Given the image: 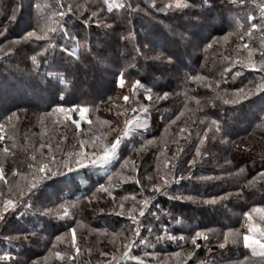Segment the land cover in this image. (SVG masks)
Listing matches in <instances>:
<instances>
[{
	"label": "trees",
	"instance_id": "1",
	"mask_svg": "<svg viewBox=\"0 0 264 264\" xmlns=\"http://www.w3.org/2000/svg\"><path fill=\"white\" fill-rule=\"evenodd\" d=\"M125 2L0 0V28L7 27L0 36V46L5 49L0 53V84L12 77H18L14 80L16 85L27 84L28 80L34 83L30 88L20 86L17 90L19 94L31 93L32 101L19 98L21 94H14L13 89L10 92L11 88L0 89L17 101L9 108H0V124L5 125L0 133L4 137L0 140L3 199L14 198L10 188L16 193L27 190L35 175L33 165L48 163L49 151L57 161H63L69 152L79 151L78 145L83 141L86 153L98 152L113 143L126 127L129 130V135L122 138L117 157L110 163L86 160L80 168L74 163L68 167L60 165V174L41 181L29 197H21L25 204L18 202L14 210L4 214L0 221V257L10 253L12 258L0 259V264H30L33 260L39 264H99V257L105 264L112 261L113 255L118 264H147L145 260L153 263L155 257L145 253L181 255L196 249L195 256L187 255L184 259L186 264H194L208 248L201 237L197 239L200 247L194 248L190 237L196 230H224L234 225V218L238 220L237 226L245 219L243 214L252 208L251 198L264 201V181L259 179L246 187L247 180L264 171V124L259 128L260 119H264V91L254 92L238 104L224 102L236 99V89L247 91L260 83L258 68L245 64L249 59L253 63L260 59L264 33L258 28L252 30L250 38L245 36L253 21L246 19L241 24L239 19L247 11L259 24L261 0L255 4L249 0L246 8L231 0H192L195 7L163 12L158 9L168 0H157L156 7L150 0H134L133 6L139 4L142 10L131 15L127 9L108 8L109 4ZM69 5L72 12L67 11ZM93 11L97 16L91 15ZM60 12L64 13L62 17ZM85 20L89 22L85 24ZM52 28L56 31L49 30ZM32 30L39 38L25 39ZM225 35L226 41H212L213 37ZM181 37L198 41L199 48L195 52L188 50L181 44ZM11 41L19 43L13 44V52L8 53ZM209 43L212 46L206 48ZM241 45L253 49L251 56ZM33 55H37L38 64L31 60ZM99 63H104L102 70L106 75L102 89L87 82L98 73ZM121 71L125 73L123 87L118 82ZM192 77L203 79L197 81ZM137 80L140 86L133 88ZM165 93V98H159ZM261 102L263 105L259 106ZM256 104L258 108L245 114L249 106ZM61 106L71 111L60 112ZM82 108L87 109V114L81 119L84 126L79 128L74 120ZM12 113L16 117L6 121ZM213 120L220 121L224 135L216 134L213 138L210 131L204 138V129ZM127 121L132 123L126 124ZM145 121L147 127H141ZM178 147L183 151L173 170L171 162ZM194 157L197 164L192 168L187 161ZM126 160L131 162L125 164ZM169 171L176 177L187 176L191 171L192 177L173 180L166 185L167 194L164 188L153 189L151 185L160 183ZM130 176H135L139 183L128 179ZM209 176L217 179L196 178ZM58 181L61 194L56 192L52 196L48 189ZM68 181L67 186L64 182ZM100 184L112 195L97 191ZM92 192H96L94 198ZM225 193L236 194L215 204L199 202ZM147 197L153 199L144 215L139 216V209L144 207L142 201ZM121 203L124 216L119 215ZM61 204L68 216L63 215ZM132 216L142 225L138 236L132 234ZM180 217L191 223V229L184 227L182 221L175 223L174 218ZM164 227L167 234L162 231ZM177 234L185 235V239H156ZM57 236L61 237L59 241ZM141 239L146 243L141 244ZM129 241L134 245L131 249L125 247ZM228 249L238 250L229 246L217 248L213 253L215 262L241 264L245 254H229ZM125 251L130 255L121 259ZM57 252L61 255L57 256ZM105 252L109 253L107 257L102 255ZM133 256L139 259L134 261Z\"/></svg>",
	"mask_w": 264,
	"mask_h": 264
},
{
	"label": "snow or ice",
	"instance_id": "2",
	"mask_svg": "<svg viewBox=\"0 0 264 264\" xmlns=\"http://www.w3.org/2000/svg\"><path fill=\"white\" fill-rule=\"evenodd\" d=\"M104 2L107 3V0H104ZM204 2L207 3V0H204ZM231 2L233 4H237L238 3L240 6L246 8L248 3H249V0H231ZM150 3L152 4L153 7L157 6V0H150ZM251 3H253V4L257 3V0H251ZM133 4H134V0H126L125 3H120V4H117V5L109 4L108 8H109V10H111L113 7H118V8H121V9H127L129 15H131L133 12H135L137 10H142V9H140V5L139 4H135V6H133ZM60 6L63 7L64 5L61 4ZM195 6L196 5L192 4V0H183V2H181V0H175L174 3L172 2V0H168V2L162 3V5L159 7L158 10L162 11V12L163 11H169L170 9H173V8H175L177 10H182V9H185V8H191V7H195ZM37 7H39V5H37ZM77 7L82 8L83 5H77ZM259 9H260V12H259L260 23L259 24L254 22L255 21V17L251 16L249 13H247V11L245 12V18L247 20L253 21L250 24L248 31L245 32V34H244L245 36H248L249 38L251 37L252 30H255V29L259 28L262 31V33H264V0H261V2L259 3ZM67 11L68 12H72L73 11V8H72L71 5L68 6ZM58 15H60L62 17L64 15V13L60 12V13H58ZM91 15L93 17H95V16H97V12L93 11L91 13ZM14 18H15V13H13V16H12V19H14ZM88 22H89L88 20H85V24H87ZM238 26L242 27V25H239V24H238ZM49 30L53 31V32L56 31L55 28H52V29H49ZM6 31H7V27L6 26H4L3 28H0V36L4 35V33ZM44 35L47 36V32H45ZM130 35H131V33H130ZM228 35H231V33H229ZM228 35H225L222 38L213 37L212 41L213 42H219L221 39L226 41L228 39ZM32 37L39 38L38 34H37V32L35 30H32V31L28 32L26 34V36H25V39H30ZM241 39H243V37H241ZM15 43H19V41H11V42H9L8 47L6 49V51L8 53L13 52L14 49H13L12 45L15 44ZM211 46H212L211 43L205 45L206 48H210ZM241 47L246 48L248 50V52H249V56H251L253 49L248 48L247 45H241ZM3 52H5V49L2 46H0V53H3ZM37 55H39V53H37ZM37 55L31 56V60L33 61L34 64H38L39 63V61L37 60ZM73 55H75V52H73ZM259 56H260V59L257 62L253 63L251 61V59H249L248 62L245 64V66L249 67V68H252V69H257L258 68L259 72L261 73V75L259 77L260 83L256 84L254 89H248L247 91H245V89H243V88L236 89V91H235L236 99L225 100L224 101L225 103H227V104H238L241 100H245L249 96H252L254 94V92L259 93V92L264 91V42H262V46L259 49ZM156 58H159V57H156ZM168 59H171V58L168 57ZM124 75H125V73L123 71H121L120 75H119V80H118L119 85L121 87H123L124 84H125ZM236 75H239V73H236ZM192 79L199 81V80H201L203 78H201V77H192ZM140 83L141 82L139 80L135 81L134 84H133V88H136L137 86H140ZM219 83L220 82L217 81V84H219ZM166 96H167V93L164 94V97H159V98L162 99V98H165ZM123 99L124 100H128V96H124ZM59 111L62 112V113L67 114V113H69L71 111V109L60 108ZM86 111H87V109H81L80 110V115L83 117L85 115ZM144 111H146V109ZM14 117H16V113H12L10 116H7L5 118V120L10 122ZM260 120H261V123L264 124V119L261 118ZM76 123L78 124L79 121H76ZM131 123H132L131 121H127L126 122V124H131ZM140 126L141 127H147V122L145 121ZM4 128H5V125L4 124H0V133H2L4 131ZM210 131L213 133V138H215L216 134L224 135L223 134V130H222V125H221L219 120L211 121V123L204 129V132H203L204 138L208 137V133ZM127 135H129V130L126 127L121 132L120 135L116 136L115 141L113 143H111L110 145H106L103 148H100L98 152H91V153H86L84 151L85 142L81 141L80 144L78 145L79 151L74 152V153L73 152H69L67 154V157L63 161H57L55 155H53L51 153V151H49L48 155H49L50 158L48 160V163H43L41 161V162H38L37 164L33 165L35 175L33 176L32 181L28 184L26 191H20V192L16 193V192H13L12 189L10 188L9 189V193L14 197L13 199H3V193H0V221H2L4 219V214L5 213H8L10 210H14L16 208V205H17L18 202L20 204H22V203L25 204V201L22 200L21 197H24V196H28L29 197L30 194L33 192L34 189L37 188V186L40 184L41 181H43V180H45V179H47L49 177L56 176V175L60 174V170H59V166L60 165H62L63 167H68L70 164L74 163L76 165V168H80L84 164V162L86 160L89 163H100V164H108V163H110L118 155L117 150L120 148L123 136H127ZM197 135L199 136L200 134L198 133ZM2 139H4V137L0 136V140H2ZM146 143H152V141H146ZM203 143H204V139H201L200 140V144H203ZM43 147H44V145L42 144L41 148H43ZM93 147H96V145H93ZM143 147H144V145H141V148H143ZM4 151L7 152L8 149L5 148ZM182 151H183V149L178 147L177 152L174 154V156L172 158L171 164H172V169L173 170L176 168L177 158L180 156V152H182ZM196 154H197V157L200 155L199 146L196 147ZM41 155H43V154L41 153ZM93 157H95V159H93ZM32 159H33V161H35L36 157L33 156ZM130 162H131L130 160H126L125 164H128ZM167 164H168V162L166 161L165 162V167H167ZM187 164L189 166H191L192 168H194V167H196L197 159L194 157L192 160H188ZM123 166L124 165H122V167ZM3 175H4V173L2 171V165H0V177H2ZM188 177H192L191 171H189L187 176H180V177H176V176L172 175L171 171H169L168 175H165L162 178V180L160 181V183L153 184V185H151V187L153 189H155L156 191H159L161 188H164L165 193L167 194L166 185L171 183L173 180L179 181L181 179H185V178H188ZM257 177H259L260 180L264 181V171L258 172L257 173ZM196 178L197 179H202V180L217 179V177H215V176L196 177ZM108 179H109V181H111L112 177L109 176ZM128 179L134 180L136 183H139V180H137L135 176H130V177H128ZM149 179H151V177H149ZM255 180H256V177H254L253 181H250L249 183L250 184L254 183ZM144 190L145 189L142 186L141 187V192H143ZM97 191H104V192H107L109 196L112 195L111 191H109V189L105 188L104 184H100L98 189H97ZM240 191H242V190H240ZM235 194L236 193H225L222 196L212 197V198L206 199V200H200L199 202L207 203V204H215V203H217L218 200L226 199L227 197H229L231 195H235ZM95 195H96V192H92L91 193V196L93 198L95 197ZM173 198L187 199V200H193L194 199L192 196H188V197H183V196L175 197L174 196ZM125 199H127V198L125 197ZM133 199H134V197H133ZM152 199H153V197H147V198H145L142 201L144 207L139 209V216H143L144 215V209L147 208L148 204L150 203V201ZM28 206H31V205L29 204ZM59 207H60V209L64 210L63 211V215L64 216H68L69 215L68 211L65 209V206L63 204H61ZM119 207L121 208V211H120L119 215L120 216L126 215V213L123 211V207H124L123 203H121L119 205ZM44 211L47 212V213L51 212V210H49V209H45ZM101 211H103V209H101ZM252 211L260 213L261 214L260 218H261L262 221H264V207H261V206L255 207V208H253ZM127 214L131 215V213H127ZM245 215H247L249 220L251 221L252 213L249 212V213H246ZM132 220L135 222V227L133 229V233L132 234H133V236H138L139 233H140L142 225L139 223V221L136 219L135 216H132ZM71 231L73 232V234L75 233V229L74 228L71 229ZM162 231L165 234H167V232H168L166 227L162 228ZM208 231L212 232L213 230L209 229ZM256 232L259 233V239L256 238V235H254V233H256ZM230 233H232L231 229H229L228 233L224 234L223 241L220 242V245H219L220 248H224L225 245L229 242V234ZM112 235L115 236V233H113ZM238 235H240L242 237V242L244 244H246L249 248H251L252 254L254 256L255 255H259L262 258L261 264H264V228H258V226L255 223H251L249 225V231L247 233H238ZM201 236H203L204 239L207 241L208 236L205 235L201 231H195L194 235H192L190 237L194 248H199L200 247V244L197 243V238H199ZM164 238H168V239H171V240H184L185 239V237H183V236L177 237V236H171V235H166L165 237H161V236L156 237L157 242H159L160 240H162ZM60 239H61L60 236L56 237L57 241H59ZM73 239H75L74 235H73ZM232 242L235 243L236 242L235 239H233ZM140 243L141 244H145L146 240L145 239H141ZM133 246H134L133 242L129 241L125 247L127 249H131ZM152 247H155V245H152ZM77 252H79V248H77ZM56 255L60 256L61 253L57 252ZM102 255L107 257L109 255V253L105 252V253H102ZM129 255H130V253L128 251H125L123 253V256L120 257V258L121 259L128 258ZM145 255L151 256V255H154V253H145ZM176 255H179V254L177 253ZM187 255H188L189 258H191V257L195 256V252L194 251L189 252ZM11 258L12 257H11L10 253H5L3 255V257H0V259H11ZM131 259H139V258L133 256V257H131ZM30 264H39V261L33 260V261L30 262ZM105 264H118V259H117V257L115 255H113L112 256V261H105ZM141 264H143V262H141ZM185 264H186V262H185ZM195 264H204V261H201V260H199L197 258V260L195 261ZM242 264H252L251 258L246 256L244 258V261L242 262Z\"/></svg>",
	"mask_w": 264,
	"mask_h": 264
},
{
	"label": "rangeland",
	"instance_id": "3",
	"mask_svg": "<svg viewBox=\"0 0 264 264\" xmlns=\"http://www.w3.org/2000/svg\"><path fill=\"white\" fill-rule=\"evenodd\" d=\"M245 20H246L245 17L240 18L239 19V23L242 24V23H244ZM180 39H181V44L184 45L185 48H187L188 50L190 49V50H193L195 52L197 50V48H199V45L196 44V43H198V41L197 42L195 41V43H194V40H189L188 41L184 37H181ZM37 45H39V44H37ZM103 65H104V63L103 64L102 63L97 64V67H98V70H99L98 73L97 74H94L95 75L94 78H89V80L87 81V82H90V84H94V85L98 86V88H100V89H102L104 86H106V84H105L106 82L104 80V77L106 75H105L104 71L102 70L103 69ZM99 75H101V77L102 76L103 77L100 78ZM17 78L16 77H12V78H5V79H3L4 81H2V85L0 84V89L6 88V90H7V88H11L10 92L13 89L14 94H15V93H17V90H20L19 89L20 86L22 88H24V86L25 87L26 86L27 87L29 86V88H30V87H32L34 85V83L30 82V80H28V83L27 84L21 83L22 84L21 85V84L18 83V85H16V82H14V80L17 79ZM82 89H86V87L85 86H82ZM73 90H74V88H73ZM17 94L19 96L21 94V97H19V98H23V99H25L27 101H32V99H33V97H32L33 95H31V93H29V92H25L23 94L22 93H20V94L17 93ZM74 94H77V93L74 92ZM77 95H79V94H77ZM8 97H9V99H7ZM2 98H4L3 101H0V108L2 110L3 109H6V108H9L12 104H14V103L17 102L15 98L10 97V95L6 96L2 92V90H0V100H2ZM19 98H17V100H20ZM263 100L264 99H262L261 101H263ZM260 104L261 105H259V106H262L263 105L262 102ZM61 107H63V106H61ZM251 107H254V108H251ZM251 107L250 106L248 107V109L245 111V114H248L249 112H252V110H255V108H258V105L257 104L256 105H251ZM63 108H66V107L64 106ZM68 109H70V108H68ZM82 109H84V108H82ZM86 114H87V111L85 112V115L82 117L80 115V111H79L77 113V116H79V117H76L75 120L73 119L74 121H79V123H78L79 128L82 127V126H84L83 123H82L83 121H81V119L84 118L86 116ZM69 115H72V114H69ZM259 128H261V121H260V127ZM257 129H255V130H257ZM225 140H227V139H225ZM254 177H256V180H255L254 183H256L257 181L259 182V177H257V172H256L255 175H253L249 180H247V182H246V185H247L246 187L247 188H250L252 186L253 183L250 184L249 182L250 181H253V178ZM59 182L60 181L54 182L49 187L48 193H50V191H51V194H53L52 196H55L57 194L56 192H58V194H61V192L59 191V187H61L60 184L58 185ZM64 183L67 186L69 185V181H68V183L67 182H64ZM250 202L253 203L252 208H250V210H249L252 213V219H251V221L249 220L248 216L245 215L246 213H249V211H248V212H246V213L243 214V215H245V216H243V217H245V219L243 218L241 220V223L238 224L237 226H236V224L238 223V220L236 222V218H234V219L231 220L234 225H232V227H230V228H227V229H224V230H215V229H212L213 230L212 232L202 231L201 230V232H203L205 235L208 236L207 241L204 239L203 236H201V238L203 239V242H204V247L205 248L208 247V248L205 249L206 251H205V255L204 256H202V257L199 256V258H198L199 260L204 261V264H219V263H221V262H219V263L218 262H215V260L213 258V253L216 251L217 248H220L219 245H220V242L223 241L224 234L225 233H228L229 232V229H231L232 230V233L229 234V242L225 245V247L226 246H229V247H232V248L236 247V248H238V250L237 249H228L229 254L236 255V254H239V253H244L245 254V257L248 256V257L251 258V262L252 263H254V264H261L262 258L259 255H255L254 256L252 254L251 248H249L246 244H244L242 242V237L240 235H238V233H247L249 231V225L251 223H255L258 226V228H264V221H262L261 218H260L261 217V214L252 211L253 208H255V207H258V206L264 207V201L262 202V201H260V200H258L256 198H254V199L251 198ZM240 213L241 212H236L235 214L238 215ZM183 218L184 217H180L178 219L177 218H174V221H175V223L182 221V223H183L182 225L184 227H186L188 229H191V223H189L188 221L184 220ZM196 231H199V230H196ZM254 235H256V238L259 239V233L258 232L254 233ZM171 236H177V237L183 236V237H185V235H183V234H181V235L180 234H177V235H171ZM186 239H187V236H186ZM233 239H235V241H236L235 243L232 242ZM173 241L178 242V240H173ZM192 251H194V250H192ZM189 252H191V251H189ZM189 252L187 251L186 253H182L181 255L180 254L179 255H176L177 253H175V252L174 253L162 254V255L161 254L160 255H152V257H155V262L153 261V263H150L147 260H145V262L147 264H167V263H171V264H183V263H185L184 262V259L187 257V254ZM194 252H196V249H195ZM210 253H212V255H210ZM244 258L241 259L242 262L244 261ZM100 259L101 258L99 257V260H98L99 264H103L102 262H100ZM133 260L134 261H137V259H133ZM140 261H142V260H140ZM242 262H241V264H242Z\"/></svg>",
	"mask_w": 264,
	"mask_h": 264
}]
</instances>
